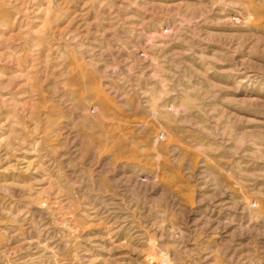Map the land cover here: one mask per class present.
Returning a JSON list of instances; mask_svg holds the SVG:
<instances>
[{
  "label": "rangeland",
  "instance_id": "obj_1",
  "mask_svg": "<svg viewBox=\"0 0 264 264\" xmlns=\"http://www.w3.org/2000/svg\"><path fill=\"white\" fill-rule=\"evenodd\" d=\"M0 264H264V0H0Z\"/></svg>",
  "mask_w": 264,
  "mask_h": 264
}]
</instances>
